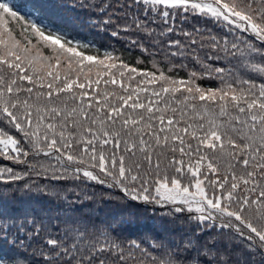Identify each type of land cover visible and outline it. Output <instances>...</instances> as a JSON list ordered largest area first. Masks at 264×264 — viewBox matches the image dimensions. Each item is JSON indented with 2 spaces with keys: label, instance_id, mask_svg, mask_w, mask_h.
<instances>
[{
  "label": "snow or ice",
  "instance_id": "obj_1",
  "mask_svg": "<svg viewBox=\"0 0 264 264\" xmlns=\"http://www.w3.org/2000/svg\"><path fill=\"white\" fill-rule=\"evenodd\" d=\"M95 7L107 17L103 26L119 19L108 0ZM119 8L124 30L167 37L172 56L208 48L206 60L227 64L187 79L138 69L114 50L92 54L94 45L45 23L39 9L26 7V16L17 0H0V159L24 165L0 168V184L39 170L53 180L87 178L172 205L264 257V0H125ZM190 19L216 34L186 31ZM205 77L218 85L196 83ZM8 190L0 194V237L5 223L20 220L17 231L40 235L37 222L7 206ZM44 231L37 264H232L191 242L193 254L161 260L105 232L103 242H77L66 229ZM19 255L0 250V264H21Z\"/></svg>",
  "mask_w": 264,
  "mask_h": 264
},
{
  "label": "trees",
  "instance_id": "obj_2",
  "mask_svg": "<svg viewBox=\"0 0 264 264\" xmlns=\"http://www.w3.org/2000/svg\"><path fill=\"white\" fill-rule=\"evenodd\" d=\"M17 2L26 16V7L33 11L39 9L40 17L45 23H53L77 39L90 42L94 45L90 49L92 54L102 52L105 48L114 50L119 60L138 69L157 73L164 71L177 79H187L192 72L203 71L204 65L220 67L227 64L224 60H206V53L210 54L208 48L197 50L195 54L172 56L171 52L175 49H170L164 43L167 37L157 38L155 32L150 34L136 30L134 26L124 30L123 25L127 18L120 14L119 5L125 0H108L114 6L113 14L119 15V19L107 27L101 24V20L107 17L95 7L101 0ZM127 22L131 24L130 21ZM117 25L121 27L118 28ZM182 27L186 31L200 28L213 34L217 32L212 25L195 19L185 21ZM114 31L120 34L114 36ZM171 38L182 42L185 40L182 35L174 34ZM196 83L202 87H216L219 81L205 77L197 79ZM31 158L30 156L29 159ZM6 166L14 167L18 171L24 168V165L0 159V168ZM39 171L42 174L34 171L17 182L0 184V194L10 189L3 196L7 206L16 210L17 214L27 215L30 221L37 222L40 231L38 236L30 235L27 228L17 231L19 224L23 223L22 220L8 221L3 225L7 231L0 237V250L20 253L16 259L21 264H37L44 259L40 252L47 235L45 226L53 234L57 229H66L71 234L70 238L77 242L95 238L103 242L101 232L111 235L118 242L136 241L161 260L167 258L169 253L181 258L193 254L194 248L186 247L191 242L197 249L215 248L217 255L223 254L232 264H264V257L251 254L239 240L233 239L227 233L222 234L216 227H205L191 219L189 213L172 211V205L160 206L133 200L120 188L99 184L87 178L74 179L70 174L62 180H53L50 178V171ZM26 183L28 187H24ZM17 236L26 238L17 243Z\"/></svg>",
  "mask_w": 264,
  "mask_h": 264
},
{
  "label": "rangeland",
  "instance_id": "obj_3",
  "mask_svg": "<svg viewBox=\"0 0 264 264\" xmlns=\"http://www.w3.org/2000/svg\"><path fill=\"white\" fill-rule=\"evenodd\" d=\"M193 191H194V189H193Z\"/></svg>",
  "mask_w": 264,
  "mask_h": 264
}]
</instances>
